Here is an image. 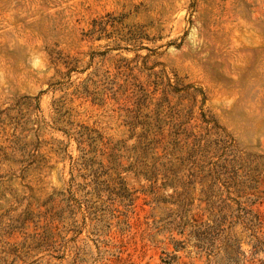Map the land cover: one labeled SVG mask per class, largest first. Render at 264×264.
Listing matches in <instances>:
<instances>
[{"label":"rangeland","instance_id":"1","mask_svg":"<svg viewBox=\"0 0 264 264\" xmlns=\"http://www.w3.org/2000/svg\"><path fill=\"white\" fill-rule=\"evenodd\" d=\"M156 110L162 144L229 134L257 237L191 233ZM0 264H264V0H0Z\"/></svg>","mask_w":264,"mask_h":264},{"label":"trees","instance_id":"2","mask_svg":"<svg viewBox=\"0 0 264 264\" xmlns=\"http://www.w3.org/2000/svg\"><path fill=\"white\" fill-rule=\"evenodd\" d=\"M144 98L145 94H141L139 101H144ZM159 115V110H156V116L153 120H150L151 117L146 114V120L139 122L145 128L142 135L144 137L143 142H146L151 130L155 136L154 139L145 143L144 149H153V147L156 149L157 146L163 145L164 150L171 147L172 153L180 152L178 163H174L170 159L159 162L160 158L158 157L155 164L159 163L162 166L163 175L170 178V183L175 191L181 188V191H177L179 195L184 194L186 198L191 197L192 201L183 200V206L193 203L191 191H194L196 184L199 183L204 198L199 197L198 208L205 202L204 210L210 211L212 215V221L190 223L193 226L191 233L214 237L228 229L231 230L241 221L245 228L252 229V234L257 237L255 233L262 225V221L259 213L254 211L253 206L261 202V197L255 194L256 197L251 199L248 204L239 199L247 192V188H256L257 180H255L254 175L241 178L239 171L242 158L230 157L229 150L232 141L229 134L217 126L219 129L214 132L215 138H210L209 133L212 132L213 126L210 125L209 119L203 117L201 124L206 133L194 131L192 128H183L179 132V128L176 127L175 131H171L169 140L162 144L166 136L163 134V120L159 118ZM186 123V121L179 122L178 126L181 128ZM181 135H183L182 138ZM213 152L217 157L216 160H213L214 155H211ZM155 164L154 167H156ZM250 193L253 194V192ZM188 223V221L178 223L177 226L181 228L180 233L184 232ZM226 224L228 225L225 227Z\"/></svg>","mask_w":264,"mask_h":264}]
</instances>
